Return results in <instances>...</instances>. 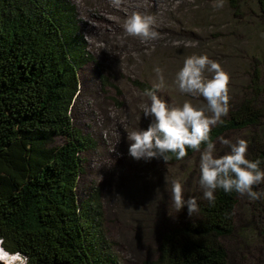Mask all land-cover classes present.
Here are the masks:
<instances>
[{"label": "trees", "instance_id": "trees-1", "mask_svg": "<svg viewBox=\"0 0 264 264\" xmlns=\"http://www.w3.org/2000/svg\"><path fill=\"white\" fill-rule=\"evenodd\" d=\"M225 4L220 23L209 19L208 8L201 15L205 25L225 30L223 41L234 48L226 57L242 60L248 82L210 135L216 142L229 133L247 140L248 157L264 168V0ZM92 59L70 0H0V237L28 264H123L107 236L98 190L78 193L83 153L96 141L73 125L71 104L78 70ZM135 82L143 92L152 88ZM196 152L180 160L170 154L165 163ZM215 195L209 203L198 189L196 215L164 229L151 264H229L223 239L235 233L241 195L222 189ZM263 201H250V213H264Z\"/></svg>", "mask_w": 264, "mask_h": 264}, {"label": "rangeland", "instance_id": "rangeland-1", "mask_svg": "<svg viewBox=\"0 0 264 264\" xmlns=\"http://www.w3.org/2000/svg\"><path fill=\"white\" fill-rule=\"evenodd\" d=\"M70 1L93 55L78 70L79 91L71 104L73 125L96 141L94 148L83 153L79 197L98 190L107 236L116 243L123 264H151L164 229L196 215H189L186 207L177 211L170 181L180 180L185 199L194 196L200 188V152L173 164L155 158L135 160L128 155L126 131L146 127L149 122L141 109L148 98L135 81H148L153 87L159 83L153 68L159 66L164 76L159 95L173 105L190 100L203 106V97L181 93L174 78L186 56L207 54L229 75V105L239 101L241 88L248 82L244 64L239 59H227L226 53L234 48L223 41L225 30L211 23L205 25L201 15L208 8L209 19L219 22L228 8L225 3L223 8L214 7L216 0H119L118 5L113 0ZM132 11L155 17L157 39L145 43L123 31L122 25ZM206 39L214 43L205 44ZM212 47L225 52L216 54ZM237 136L229 133L222 137L235 140ZM55 141L62 143L63 138L57 136ZM226 148L216 142L218 154ZM250 201L247 196L240 197L235 233L223 239L229 264H264V213L251 214Z\"/></svg>", "mask_w": 264, "mask_h": 264}, {"label": "clouds", "instance_id": "clouds-1", "mask_svg": "<svg viewBox=\"0 0 264 264\" xmlns=\"http://www.w3.org/2000/svg\"><path fill=\"white\" fill-rule=\"evenodd\" d=\"M119 4V0H113ZM225 0H216L214 7L223 8ZM152 14L132 11L125 19L123 31L131 37L147 43L158 38ZM159 83L144 90L148 98L142 105L143 117L149 122L146 127L126 131L127 152L135 160L151 161L153 158L167 162L170 154L183 159L188 150L200 152L199 187L203 198L214 203L216 191L236 192L251 201L264 199V190H254V185L264 184V168L259 160L248 157V141L219 137L228 151L218 154L211 130L223 124L229 113V75L222 66L207 54L186 56L175 73L174 83L181 93L203 97V106L185 100L182 105H173L159 90L164 84L163 70L154 66ZM204 145L201 149V145ZM171 199L177 211L186 207L189 215L197 211L195 196L185 199L180 180L172 179ZM0 264H28V257L12 252L0 237Z\"/></svg>", "mask_w": 264, "mask_h": 264}, {"label": "bare ground", "instance_id": "bare-ground-1", "mask_svg": "<svg viewBox=\"0 0 264 264\" xmlns=\"http://www.w3.org/2000/svg\"><path fill=\"white\" fill-rule=\"evenodd\" d=\"M76 8V7H75Z\"/></svg>", "mask_w": 264, "mask_h": 264}]
</instances>
